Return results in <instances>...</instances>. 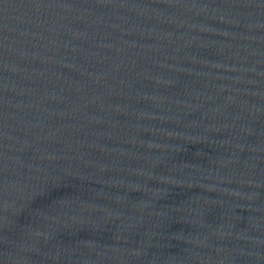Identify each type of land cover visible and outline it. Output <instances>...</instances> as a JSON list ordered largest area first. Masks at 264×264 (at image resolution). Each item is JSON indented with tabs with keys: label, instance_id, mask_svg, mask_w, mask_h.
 Here are the masks:
<instances>
[{
	"label": "water",
	"instance_id": "obj_1",
	"mask_svg": "<svg viewBox=\"0 0 264 264\" xmlns=\"http://www.w3.org/2000/svg\"><path fill=\"white\" fill-rule=\"evenodd\" d=\"M0 264H264V0H0Z\"/></svg>",
	"mask_w": 264,
	"mask_h": 264
}]
</instances>
